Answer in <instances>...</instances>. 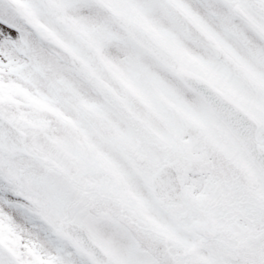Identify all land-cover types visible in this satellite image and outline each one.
I'll return each instance as SVG.
<instances>
[{
	"label": "snow or ice",
	"instance_id": "snow-or-ice-1",
	"mask_svg": "<svg viewBox=\"0 0 264 264\" xmlns=\"http://www.w3.org/2000/svg\"><path fill=\"white\" fill-rule=\"evenodd\" d=\"M0 264H264V0H0Z\"/></svg>",
	"mask_w": 264,
	"mask_h": 264
}]
</instances>
